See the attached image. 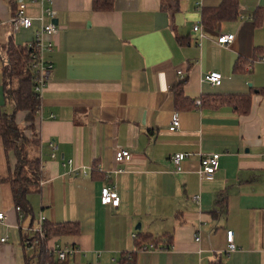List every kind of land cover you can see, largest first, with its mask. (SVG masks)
<instances>
[{"label":"crops","instance_id":"0c3cea01","mask_svg":"<svg viewBox=\"0 0 264 264\" xmlns=\"http://www.w3.org/2000/svg\"><path fill=\"white\" fill-rule=\"evenodd\" d=\"M21 1L34 24L15 32L11 19ZM173 1L178 7L164 0H115L112 11L98 12L92 0H54L60 31L44 53L54 67L42 90L41 144L31 154L43 168L40 188L29 195L35 220L31 225V217L22 218L10 185L0 182L6 215L0 264H25L32 248L23 239L41 216L79 222V233L50 241L78 248L66 264H116L122 253L136 251L139 231L162 241L138 250L137 264H210L217 254L228 264H264V95L255 91L250 112L241 114L209 102L177 110L173 92L184 79V95L196 102L264 87V0H240L237 20L219 30L200 24L199 31L193 26L201 8L220 0ZM257 9L263 12L259 26ZM39 13L33 0H0V43L12 33L18 44L31 42ZM226 33L235 39L220 44ZM178 36L188 40L181 43ZM238 57L251 61L245 73L233 71ZM215 70L223 80L213 86L203 77ZM0 92L1 105V86ZM175 112L180 125L170 130ZM50 141L58 146L54 157ZM119 149H129L130 159L116 161ZM177 152L190 153L178 173L171 161ZM212 152L221 153L220 167L202 177L200 154ZM8 174L0 137V176ZM104 185L117 189L119 206L101 201ZM229 230L237 249L228 258Z\"/></svg>","mask_w":264,"mask_h":264},{"label":"trees","instance_id":"16d2710c","mask_svg":"<svg viewBox=\"0 0 264 264\" xmlns=\"http://www.w3.org/2000/svg\"><path fill=\"white\" fill-rule=\"evenodd\" d=\"M178 3L172 4L175 8ZM94 11H112L115 0H92ZM240 17V0H220L216 5H204L200 12V22L205 27L219 30L223 23L237 20ZM255 25L263 23L262 9H257L253 16ZM186 39V40H183ZM184 43L187 37L178 36ZM3 52V54H2ZM34 47L29 42L18 44L14 34H10L4 43H0V86L3 92V104L0 105V137L3 141L5 154L9 163V174L0 176V182L10 185L15 208L22 218L31 217L34 224L35 213L29 199L34 190L40 188L42 180V161L34 158L33 150L41 144L38 116L42 107V93L37 91L38 74L33 68ZM253 61V60H252ZM251 62V61H250ZM247 59L238 57L235 62L234 73H245L250 63ZM185 79L173 85L174 102L177 110H193L202 104L212 106L229 104L239 113L247 114L251 110L252 94L258 91L264 95V87H252L248 93L210 94L201 97V104H196L183 93ZM218 211L214 210V213ZM81 227L78 221L52 223L43 222L44 236L37 232L25 235L23 243L30 238H39V243L32 248L31 253L25 255V264H66L68 258L62 260L50 250V241L56 236L74 235ZM168 244L172 242V234H164ZM136 251L121 254L116 264H137L138 250L146 249L145 242L158 245L162 239L153 237L149 233L139 231L136 234ZM210 264H228L224 254H217Z\"/></svg>","mask_w":264,"mask_h":264},{"label":"built area","instance_id":"2783aa9c","mask_svg":"<svg viewBox=\"0 0 264 264\" xmlns=\"http://www.w3.org/2000/svg\"><path fill=\"white\" fill-rule=\"evenodd\" d=\"M33 2L38 3L40 7V13H39V20L40 24L38 25V28L35 30L34 39L29 42L30 45L34 47V53L33 56V68L35 69L36 73L38 74V85L36 86L37 91L42 93V90L44 86L46 85L50 73L54 67L53 63L50 61H47L44 58L45 51H50L53 49L54 41L53 38L55 35H57L60 31V27L55 22V17L57 14L56 9L53 7L54 0H33ZM200 8V6L198 7ZM47 17L48 21H44V18ZM13 30L19 31L21 29H28L31 28L34 24V18L28 14V5L26 2H19L17 3V10L14 14V16L11 19ZM201 22L197 23L193 26V29L195 31H199L201 29ZM235 39V34L233 33H226L222 34L218 42L220 44H229ZM179 74L182 76L184 75L182 71H179ZM203 80L210 83L211 85H220L223 80V75L220 71H210L204 74ZM197 104H201V101L198 100L196 102ZM180 125V118L179 114L177 112L174 113L171 123H170V130H175ZM50 146L52 148V156H55V151L58 148L56 143L54 141H50ZM190 156L189 152H177L171 155V161L173 162L174 171L176 173L183 170V161ZM264 156V153H263ZM131 157V151L129 149H119L115 153V159L116 161H125L130 159ZM220 158L221 153L219 152H212L208 154H200V168L199 173L202 177H210L214 175V173L219 169L220 167ZM71 163V160L69 161ZM41 171L43 173V168H41ZM43 180V179H42ZM41 180V182H42ZM191 199L194 201H199L200 196L198 194H192L190 196ZM101 201L104 204H110L114 207H117L120 205V195L117 191V189L113 185H104L101 192ZM17 209L20 211V207L18 206ZM22 216V214H21ZM6 218L5 212L0 211V220H4ZM45 221V217L41 216L39 223L37 226L31 228L30 230L32 232H37L39 236H44L43 231V222ZM136 236V233H135ZM233 231L229 230L227 231V257L229 258L230 253L235 251L237 249V245L234 241L233 237ZM196 239H200L199 236L196 237ZM1 240H6V238H3ZM39 238H28L26 240V246L28 248H34L39 243ZM155 245L150 244L148 248H154ZM50 250L53 251L57 258L59 259H66L69 256L74 255L78 248L72 245H66V246H59V244L54 243L52 246H50Z\"/></svg>","mask_w":264,"mask_h":264},{"label":"rangeland","instance_id":"374dc122","mask_svg":"<svg viewBox=\"0 0 264 264\" xmlns=\"http://www.w3.org/2000/svg\"><path fill=\"white\" fill-rule=\"evenodd\" d=\"M164 3L168 6H172V4H174V1L173 0H164ZM2 54H3V52H2ZM0 94H1V92H0Z\"/></svg>","mask_w":264,"mask_h":264},{"label":"water","instance_id":"95a60500","mask_svg":"<svg viewBox=\"0 0 264 264\" xmlns=\"http://www.w3.org/2000/svg\"><path fill=\"white\" fill-rule=\"evenodd\" d=\"M137 228H140V225H138Z\"/></svg>","mask_w":264,"mask_h":264}]
</instances>
